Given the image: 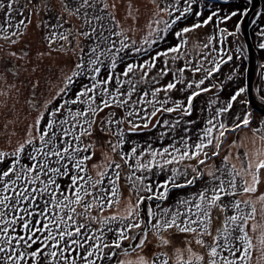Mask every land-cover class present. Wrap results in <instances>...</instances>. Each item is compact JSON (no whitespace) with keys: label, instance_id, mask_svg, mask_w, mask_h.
<instances>
[{"label":"snow or ice","instance_id":"obj_1","mask_svg":"<svg viewBox=\"0 0 264 264\" xmlns=\"http://www.w3.org/2000/svg\"><path fill=\"white\" fill-rule=\"evenodd\" d=\"M194 2L195 0H183L184 6L180 8L181 0H175V4L160 8L161 15L148 26V35L140 43L127 35L114 12L106 11L109 5L104 6L105 16L97 15L95 13L97 0H82V3L74 8L61 0L60 6L67 19H58L51 28L42 18L43 10L48 7L46 4L43 5L38 27L49 30L45 37L46 43L51 50H57L55 44L60 41L58 51L70 54L74 58L72 65L61 69V83L64 86L59 92L67 95L78 78L86 77L88 83L83 84L75 99H66L51 111H46L52 102V97H48L43 105H38L41 112L34 124L29 127L27 138L19 143L14 151H0V162L11 158L10 166L0 171V264H98L106 258V250L120 248L121 241L134 239L128 230L139 229L138 222L125 225L123 217L117 215L98 217L92 214L93 210L102 212L105 206L112 208L121 201L120 185L123 183L120 180L123 165L131 168L127 180L131 188L138 193L152 192L150 183L145 181L147 176L152 174L154 167L159 172L170 171L167 181L159 185L164 190L155 194L156 211L149 208L148 215L156 220L152 229L164 245L169 243L161 235L164 228L171 229L175 225L180 232L193 234L196 247H189L187 252L198 253V256L196 261L190 260L188 256L183 260V264H205V261L206 264H259L260 260L264 259V209L257 219V209L251 201L236 200L231 203L235 214L227 216L223 208H227L228 205H223L222 208V197L239 194L236 181L241 173L235 167L228 168L227 165L224 168H215L212 163L213 158L219 156L223 143L227 142L226 135L250 125L249 114H245L242 119L234 118L239 121L235 123L234 128L225 122L234 107V102H237L240 96L247 95L248 100L245 102L249 104L252 102L253 89L250 84L239 87L227 102L215 107L214 113L197 133L195 141L185 127L184 134L168 146L157 149L149 144L139 152V155L136 146L127 154L121 152V159L114 161L116 169L114 172L110 174L112 162H109L103 166V170H99L98 167L96 176L88 174L94 156L84 155L81 158L80 155L93 147L86 138L92 135V130L98 124L101 127L107 124L109 127L104 130L109 136L116 137L111 149L116 153L125 144L126 133L121 128L112 132L110 127L113 123L128 125L129 131L133 134L141 129L159 125L158 114H176V119L163 121V127L170 131L178 130L181 124L192 123L185 120V117L190 116L194 110V98L217 87L215 83L211 84L210 88L202 86L209 78L215 79L214 74L219 72L223 63L233 59L232 50L227 47L221 48L220 55L214 46L216 38L209 36L208 42L202 46L205 51L201 52L198 62L193 67L192 62L185 59L187 53L183 51V45L187 41L184 39L176 46L157 52L154 56L151 55L150 48L155 42L165 39L164 32L172 29L186 17V14L193 11ZM14 3L15 0H8L7 3L0 0V9H7L9 26ZM154 3L159 5V0H154ZM110 7L115 9L116 5L112 4ZM131 8L129 4V9ZM201 14L199 11L195 12L197 17ZM248 14L249 9L245 8L242 12L233 11L218 18L217 26L233 16H241V22L237 23L235 32H227L225 35L226 29H219L221 44H227V36H239L243 30V19ZM128 15L131 16L132 12L129 11ZM162 16L167 19H162ZM213 16L218 14L212 13L202 23L197 22L176 31L175 36L181 38L209 25ZM77 18L81 20L79 25L75 23ZM106 18L111 26L104 23ZM69 22L72 23V27L64 30L65 24ZM27 26L25 20L20 19L15 32L0 28V31L5 33L3 40L15 44L16 38L23 36L20 28ZM260 35L264 36V30H261ZM81 40L89 43L81 44ZM258 46L264 49V43H259ZM130 52L135 53L137 58L142 55L149 58L141 64L127 63L123 73H120L117 66ZM235 52L238 54L237 58L243 55L241 48L235 49ZM27 55V50L21 53L25 58ZM161 58L164 67L152 74L157 61ZM181 60L184 61L183 66L173 67ZM105 70L108 75L103 79L101 77ZM9 71L15 72V69ZM137 71L140 73L139 77L136 76ZM187 71L205 75L199 80H196L194 75L192 79H186ZM235 71L233 69V72ZM169 73L172 74L173 80L163 87L157 86ZM228 78L233 79L232 76ZM113 81L115 87H110ZM141 84H147L149 87H146L142 94H138L140 92L138 86ZM178 85L181 86L179 89ZM173 90H179L181 93L192 90L187 96L186 105L172 99L170 93ZM161 93L163 98L160 96ZM259 102L264 106V96L260 97ZM215 104L216 101L213 100L209 107ZM71 106H76L75 110ZM112 109L125 111L119 120H115L116 113ZM45 113L48 119L41 130ZM61 114L63 118H60ZM22 157L29 163H25ZM145 157L150 159H144ZM130 159L135 161L134 165L129 162ZM169 166L172 167L169 169ZM200 166H203V170ZM189 168L195 175L186 179V184L177 183L180 178L187 177ZM262 170L264 160L255 163L254 168L250 164L247 169H243L244 174L251 177V183L246 181L247 186H242L244 193L257 192V185L264 182ZM204 172L211 177L210 196L208 192L200 191L197 196L180 201L174 212L167 208L159 211L162 207L160 202L164 201L169 193V183L173 188L191 186L196 183L197 178L203 177ZM69 176L71 183L65 191L58 178ZM153 199V195L137 197L140 202ZM259 199L264 201V195ZM140 207V203L135 204L136 218L140 215ZM246 208H250V211H245ZM213 209L220 210L223 215V226L214 234L209 231L210 213ZM158 213L160 216H170V219L161 222L157 219ZM128 216L133 217L131 210ZM178 220H183L187 226L180 227ZM117 222H120L119 230L114 227ZM193 224L197 227H193ZM110 233H115L117 237L111 245L106 239ZM257 243L259 246L255 247V252L259 255L254 259V246ZM145 244L146 241L142 239L138 247L143 249ZM176 258L180 259V255ZM164 264H169V261L166 260Z\"/></svg>","mask_w":264,"mask_h":264},{"label":"rangeland","instance_id":"obj_2","mask_svg":"<svg viewBox=\"0 0 264 264\" xmlns=\"http://www.w3.org/2000/svg\"><path fill=\"white\" fill-rule=\"evenodd\" d=\"M100 1L103 7L105 5H109L107 11L115 13L116 19L121 23L127 35L132 40L140 43L143 38L148 35V26L153 23L157 16L161 15L160 8L169 5L168 2L172 0H159V5L154 3V0ZM219 1L226 2L228 0ZM244 1L246 3L249 1L250 3V0ZM4 2L7 3L8 0H4ZM45 4L48 7L43 10L42 18L47 22L50 28L57 23L58 19H67L60 6L61 0H15L14 10L11 13L12 19L10 26L8 25L7 20L3 19L4 15L7 13V9H0V28H7L9 32H15L17 31V24L20 19H24L25 23L28 25L26 28H20L23 36L22 38L17 37V42L15 44L5 42L3 40L5 33L4 31H0V151H14L18 147L19 143L23 142V140L27 138L29 134V127L34 124L37 115L41 112L38 105H43L44 101L48 97H52L53 102L60 95L59 89L64 86L61 83V69L74 63L73 56L58 51L61 43L60 41H57L55 44V49L57 50H51L45 41V37L49 34V30L43 27H38L41 19V9ZM112 4L116 5L115 9L110 7ZM129 4L132 6L131 9H129ZM218 10H220V14L223 17L229 15L233 11L242 12L237 7L232 9L221 8ZM129 11L132 12L131 16L128 15ZM161 18L167 19V17L164 16ZM215 21L216 19H213L209 25L196 29L183 36L184 40L187 41V43L183 46V51L187 53L185 59L192 62L193 67L198 62L201 52L205 51L202 46L208 42L209 36H214L217 39L220 34V28L226 29V32L224 33L225 35H227V32H235L237 23L241 22V16H233L230 20L219 24V26L215 24ZM75 23L79 25L81 20L77 18ZM190 26L192 25H189V27ZM70 27H72L71 22L65 24L64 30H67ZM260 33L257 34L258 45L259 43H264V36H261ZM216 39L214 40V43ZM80 43L84 44V40H81ZM225 47L231 49L233 55L231 63L232 66L230 65L231 69L229 73L234 77L235 73L237 74L242 71H246L240 65L241 63H247V49L241 33L238 37L227 36V44ZM237 48H241L243 52V55L239 56V58H237L238 54L235 52V49ZM25 50L28 52L26 58L21 56V53ZM219 54L222 55L221 53ZM257 54L258 64L254 76L253 95L258 101H260V97L264 96V78L261 74L264 67V51H258ZM241 59L243 60L242 62L240 61ZM183 63V60L177 61L173 67L183 66ZM163 67L164 62L163 58H161L158 60V65L155 69H153L152 74H155ZM13 68L15 69V72H10L9 69ZM233 69L236 71L233 72ZM193 75L196 80H199L203 78L205 74H193L191 71H187L185 74L186 79H192ZM136 76H140L139 71L136 72ZM243 79L244 81H242L243 85L241 87L246 85L245 78ZM172 80V74L169 73L157 86L163 87ZM213 83L217 84L216 82H212L211 84ZM211 84L209 85V80H206L205 85L202 87L210 88ZM33 85H35L34 88ZM179 87L181 86L178 85V89ZM216 89H218V87L212 91ZM192 90H187L182 94H190ZM210 92H208V94H211ZM176 93L181 92L179 90H173L170 93L173 100H176ZM160 96L163 98V93H161ZM246 100H248L247 95L240 96L238 101L241 106V110L236 109L233 112L234 115H238L243 110L245 114H249L250 125L227 134V142L223 143L222 149L219 150V156L213 158L212 163L215 168H220V166L223 168L227 165L228 168L235 167L236 170L241 173L238 177L241 185H237V191L239 192L238 199L240 201H251L257 209L256 218L259 219L262 214L261 210L264 209V201L259 199L260 196L264 195V182L257 185L256 193H244L242 186H247L245 184L246 181L251 183V177L244 174L243 169H247L250 164L254 168L255 163L260 160H264V116L246 103ZM112 110L116 113L115 120L122 116L121 109ZM158 116L160 118L161 115L158 114ZM153 123H155V118ZM123 126L129 130L128 125ZM228 126L231 128L235 127L234 125ZM108 127L109 126L107 124H105L104 127H101L98 124L92 130V135L86 138L93 145V147H90V156H94V160L88 168V173L92 176H96L98 167L99 170H103V166L105 164L109 162L114 163V161L120 160L117 154L113 153L111 150L116 139L115 136H109L108 132L104 130ZM212 150L215 151V149ZM106 157L108 158L106 159ZM225 157H227V160H225ZM144 159H150V157H145ZM171 167L172 166H169V169ZM200 167L201 170H203V166ZM187 171L189 175L191 173L193 174L192 177L195 175L190 168ZM127 176V174L124 175L120 180V182L123 183L120 185L122 195L121 201L118 204H115L112 208H105L102 212L93 210L92 214L94 216L103 217L117 215L123 218H133L134 222H138L139 217L136 218L135 204L139 203L137 197L141 196L143 192H135L131 188L130 182L127 180ZM262 177H264V170H262ZM206 178L210 179L211 177L207 174V172H204L201 180L204 179L203 181L210 184L211 181ZM225 178L227 179V177ZM201 191H206L209 196L211 195L210 187L208 186L203 187ZM199 192V189H195L194 197L197 196ZM130 210L133 212V217L128 216ZM210 216L211 224L209 231L214 234L217 229L222 227L223 215L220 210L213 209ZM139 224L141 227V223ZM139 229H131L129 235L134 237ZM163 231L164 233L161 235L169 241L168 245L162 244L160 237L156 236L153 230H151L147 234H142L139 237L138 245L140 240L143 239L146 241L143 249L139 248L137 245L135 250L131 252L119 251L117 253L116 257L118 264H120V261L126 255L131 257L135 255H142L145 256L147 260L151 261V264H153L152 259L158 254L165 256V258L171 262L170 264L183 262V260L188 257L187 249L189 247H196L193 234L182 233L175 228ZM130 240H126L124 243H127ZM189 241H192V243L190 244ZM258 246V243L254 246V259H256L259 255L255 252V247ZM110 250H106V252ZM177 250H180V252L178 253ZM201 252H203V249H201ZM178 255H180V259L176 258ZM259 264H264V259H261Z\"/></svg>","mask_w":264,"mask_h":264},{"label":"trees","instance_id":"obj_3","mask_svg":"<svg viewBox=\"0 0 264 264\" xmlns=\"http://www.w3.org/2000/svg\"><path fill=\"white\" fill-rule=\"evenodd\" d=\"M64 2L70 6V7H77L79 6L80 3H82V0H64ZM168 4H175V0L169 1ZM183 0H181V3L179 5L180 8H183ZM237 7L239 10L243 11L245 8L250 7L249 1L246 3L244 0H228L226 2H221L219 0H211V1H206V0H195L193 4V11L191 13L186 14V17L179 21L172 29L169 31H166L163 33L165 39L159 40L155 42L151 48L150 52L151 55H156L157 52L160 51H165L170 47L176 46L178 43H180L181 39H184L183 37L177 38L175 36L176 31L182 30L184 27L193 25L197 22L202 23L209 15L212 13H217L218 16H213V19H216L215 24H217L218 18H222L223 16L220 14L221 8H235ZM260 9V10H258ZM258 10V12H257ZM107 11V10H106ZM199 11L202 13L199 17L195 15V12ZM108 12V11H107ZM95 13L97 15L105 16V8L101 5V1L97 0V7L95 9ZM259 13V14H258ZM178 14V13H176ZM5 20H7L6 14L4 15ZM212 19V21H213ZM264 0H260V5L259 7L252 13L250 19H249V34H250V39L252 42V45L256 51V53L264 51V49H260L258 46V41H257V34L261 32V30H264ZM211 21V22H212ZM262 22V23H261ZM105 24H108V26H111L108 19L106 18L104 20ZM214 24V25H215ZM219 34V33H218ZM220 35V34H219ZM219 35L214 43L215 48L217 51H219L221 48L225 47V44H221L219 42ZM115 39V37H113ZM88 41H84V44H88ZM184 46V45H183ZM87 49H85L86 51ZM222 54V53H221ZM258 55V54H257ZM149 57L146 55H142L139 58L136 57V54L133 52H130L127 56L124 57V60L121 64L117 66V70L120 73H123L127 63H136V64H141L144 63L145 60H147ZM87 59V57H85ZM241 62L243 61L242 59L240 60ZM231 61H226L225 63L222 64L221 69L219 70L218 73H215V79L209 78V85L212 82H216L218 89L210 92L211 94H200L198 97L194 98L193 105H194V110L191 113L190 116L185 117V120H190L192 123L189 124H181L178 130L176 131H170L167 127H163V121L164 120H174L176 119V114H163L160 116V124L157 125L156 127H151L149 129H143L140 130L139 132L133 134L130 132L128 129L124 128L123 125H117L113 123L111 125V130L112 132H115L117 128H121L125 131L126 133V142L121 146V148L116 152L117 156L121 159L120 153L123 152L127 154L128 152L131 151L133 146H136L138 151L137 155H139V152L146 148L149 144H151L154 148H162L164 146H168L170 143H173L177 141L180 136L184 134V129L185 127L188 130V133L190 134L191 138L193 141L197 139V133L205 126L207 119L214 113L215 107L223 105L225 102H227L230 97L236 92V90L241 87L242 81H244L243 78L246 77V71H242L240 73H235L234 77L232 74L229 73L231 69ZM158 65V61L156 63V66ZM231 65V66H230ZM241 67L246 70L247 68V63H241ZM262 76L264 78V67L262 69ZM108 75L107 70H105L102 73L103 79H106ZM232 76L233 79H229L228 77ZM88 83V80L86 77L78 78L77 82H74V85L70 88V91L67 95L60 93V95L49 105L46 111H51L54 110L55 108L59 107L64 100L66 99H75L76 94L82 89L83 84ZM110 87H115L114 81L110 85ZM140 89V92L138 94H142L143 90L146 87H149L147 84H141L138 86ZM189 94V93H188ZM188 94H182V93H176L175 98L176 100L181 101L185 105L187 104V96ZM191 94V92H190ZM189 94V95H190ZM185 98V99H184ZM215 100L216 104L213 105L212 107H209V104L212 103V101ZM97 103H100L99 98L97 99ZM171 106V105H169ZM73 110H75L76 106H71ZM83 108V105L80 106ZM236 109L241 110V106L239 104V101L234 102V107L231 109L230 113L227 115V119L225 120L227 125L235 126V123H238L239 121L235 120L234 118L239 117L243 118L244 116V111L242 110L238 115H234V112ZM245 109V107H244ZM122 112H124V109H121ZM246 112V110H245ZM60 118H63V115H60ZM121 118L118 117L116 120H119ZM47 114L45 113L44 120L42 121L41 124V130H43V127L47 123ZM116 139V137H115ZM90 148L87 153H81V158L84 155L90 156ZM25 163H29L24 157H22ZM11 158L6 159L3 162H0V171L6 170L7 167L10 166ZM131 164H135L134 160L129 161ZM220 168H222L220 166ZM224 168V167H223ZM115 169V163H112V169L110 170V174L114 172ZM121 171L123 172V175L121 178H123L124 175H129L131 172V168L128 167V165H123ZM89 174V173H88ZM170 171H165V172H159L158 169L155 167L153 168L152 174L147 176V180L145 181L146 183H150L152 187V192L147 193L143 192L141 196L147 197L148 195H153L154 199L153 200H145L143 202L139 203L141 204V207L139 209L140 215H139V220L138 223H141V227L138 230V232L135 234L134 239H131L129 242L124 243V241H121V247L117 249H111L110 251L106 252V258L102 259L98 264H118L117 262V253L119 251H126V252H131L135 250V248L138 245V240L139 237L142 234H147L149 231L153 230L152 225L156 223V220L153 219L151 216L148 215V209L152 208L154 211H156V204L157 201L155 199V194L157 192L163 191L164 189L162 187H159V185L165 183L167 181L168 176L170 175ZM192 173L187 175V177H182L180 178L177 183H182L186 184V179L192 178ZM219 175V173H217ZM227 177V176H225ZM59 183L61 184L63 190L67 191V186L71 183V177H61L58 178ZM207 179V178H206ZM204 179L201 180V178H197V181L195 184L191 186H185L182 188H173L171 183H169V193L166 196L165 200L160 202L162 204V207L159 211H163L164 208L169 209L170 212L176 211L177 205L179 204L180 201L189 199L191 197H194V191L195 189H199L200 191L202 190L203 187H210L212 188V182L210 184H207ZM211 181L210 179H207ZM237 185L240 184V179L237 177ZM105 186L107 187V181H105ZM238 189V188H237ZM239 200L238 195H234L232 197H222V208L223 205H228L227 208H223L224 213L227 216H231L235 214L234 209L231 207V203L234 201ZM243 207V204L241 205ZM105 208H108L105 206ZM245 211H250V208H246ZM211 218V216H210ZM157 219H159L161 222L170 219L169 217H164L160 216L159 213L157 214ZM186 219V218H185ZM134 222L133 218H124L123 223L127 225L128 223ZM177 223L180 225V227H186L185 223L183 220H178ZM193 227H197L196 224L192 225ZM223 226V224L221 225ZM114 227L119 230L120 228V222H117ZM175 229H178L175 225L172 227ZM222 228V227H221ZM129 229V233H130ZM163 230H168L166 228L162 229ZM117 237L115 233H110L106 239L109 241V244L111 245L112 241L115 240ZM167 259L163 255H155L154 258L152 259L153 264H164V262ZM168 261V260H167ZM171 262H169L170 264ZM183 263V262H181ZM178 263V264H181Z\"/></svg>","mask_w":264,"mask_h":264},{"label":"water","instance_id":"obj_4","mask_svg":"<svg viewBox=\"0 0 264 264\" xmlns=\"http://www.w3.org/2000/svg\"><path fill=\"white\" fill-rule=\"evenodd\" d=\"M206 1H211V0H206ZM259 5H260V0H250V7L248 8L249 14L243 19V30L241 32V36L243 38V41L247 49V68H246L245 83L250 84L252 89L254 85L255 70L258 64V56L250 39L249 19L252 13L259 7ZM249 105L258 113H260L262 116H264V106L260 104V102L255 98L254 95L252 98V102Z\"/></svg>","mask_w":264,"mask_h":264},{"label":"clouds","instance_id":"obj_5","mask_svg":"<svg viewBox=\"0 0 264 264\" xmlns=\"http://www.w3.org/2000/svg\"><path fill=\"white\" fill-rule=\"evenodd\" d=\"M108 157H106L107 159ZM189 259L192 261H196L198 253L189 251L188 252ZM120 264H149V261L146 259L145 256L138 255L136 258H132L131 256H125L121 261Z\"/></svg>","mask_w":264,"mask_h":264},{"label":"bare ground","instance_id":"obj_6","mask_svg":"<svg viewBox=\"0 0 264 264\" xmlns=\"http://www.w3.org/2000/svg\"><path fill=\"white\" fill-rule=\"evenodd\" d=\"M138 255L132 256V258H136Z\"/></svg>","mask_w":264,"mask_h":264}]
</instances>
